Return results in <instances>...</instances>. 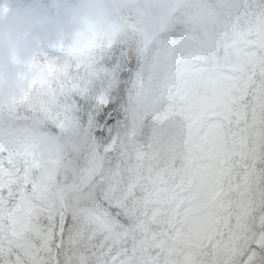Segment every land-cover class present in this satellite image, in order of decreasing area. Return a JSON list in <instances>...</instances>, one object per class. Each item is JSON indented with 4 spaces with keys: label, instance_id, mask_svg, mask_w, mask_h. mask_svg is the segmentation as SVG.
I'll return each mask as SVG.
<instances>
[{
    "label": "snow or ice",
    "instance_id": "6c2138e0",
    "mask_svg": "<svg viewBox=\"0 0 264 264\" xmlns=\"http://www.w3.org/2000/svg\"><path fill=\"white\" fill-rule=\"evenodd\" d=\"M230 42L242 51L228 71L185 66L168 91L187 121L184 181L148 145L129 164L110 144L95 197L48 217L13 156L0 160V264H264V5L241 10ZM93 52L48 59L60 90H82ZM21 191L33 206L17 237L6 218Z\"/></svg>",
    "mask_w": 264,
    "mask_h": 264
},
{
    "label": "clouds",
    "instance_id": "9594fccd",
    "mask_svg": "<svg viewBox=\"0 0 264 264\" xmlns=\"http://www.w3.org/2000/svg\"><path fill=\"white\" fill-rule=\"evenodd\" d=\"M242 0H3L0 3V147L13 155L22 172L21 187L35 190L43 213L54 217L91 200L97 178L107 175L112 157L104 144L83 129L78 119L64 116L58 130L48 128L46 101L54 87L47 65L35 61L47 50L67 51L130 44L140 77L139 90L127 109L130 132L121 133L119 148L129 164L141 145L158 154L177 179L184 181L187 121L173 107L168 91L179 82L178 69L193 58H210L200 79L229 70L242 49L230 42L215 55L217 41L233 30ZM177 25L178 41L165 39ZM185 63L180 64L179 61ZM33 81H39L33 85ZM127 81L110 72L105 93H117ZM42 108L25 115L17 105L26 95ZM161 115L158 121L149 119ZM147 134V140L143 134ZM31 153L26 165L20 159ZM33 200L23 191L12 203L6 223L17 237L29 229Z\"/></svg>",
    "mask_w": 264,
    "mask_h": 264
},
{
    "label": "trees",
    "instance_id": "16d2710c",
    "mask_svg": "<svg viewBox=\"0 0 264 264\" xmlns=\"http://www.w3.org/2000/svg\"><path fill=\"white\" fill-rule=\"evenodd\" d=\"M257 5H264V0H247L243 8H252ZM239 15L240 13L230 19L237 21ZM183 29L182 25H177L174 30L183 31ZM169 34L165 37L166 40ZM66 53V49L55 46L36 57L35 61L47 65L49 58L57 57V64L65 60L71 62V58L67 57ZM87 72L88 74L84 77L86 83L82 86V90H60L54 83L53 90L46 101L49 107L48 128L53 131L58 130L64 116L72 114L78 119L83 129L101 140L105 148L111 144L114 148L120 149L119 137L121 133H126L130 129L127 109L140 85L137 63L131 45L117 41L106 47L94 49ZM110 72L120 74L127 81V87L121 86L117 93L111 95L105 93V83ZM27 96L29 99L24 98L17 105V110L25 117L44 106L34 100L31 94ZM149 119L155 120L154 117ZM143 136L147 140V134L144 133ZM0 160H3L1 156Z\"/></svg>",
    "mask_w": 264,
    "mask_h": 264
},
{
    "label": "rangeland",
    "instance_id": "374dc122",
    "mask_svg": "<svg viewBox=\"0 0 264 264\" xmlns=\"http://www.w3.org/2000/svg\"><path fill=\"white\" fill-rule=\"evenodd\" d=\"M0 3H3V0H0ZM185 29H183V31H172L169 34L168 37V41L169 42H175L178 41L180 38H182V36L184 35ZM229 33H226L225 35H223L218 41H217V46H216V52L215 55H220L223 50L227 47L228 43H229ZM56 58V63L58 61V58ZM210 58H193L190 62H187L186 66H193V67H197L200 68L203 64H206L208 62ZM178 63L183 64L185 63L184 61H179ZM154 117V119L156 121H158L159 119H161V115H154L152 116ZM131 129H129L126 133H129ZM14 154L9 153L8 151L4 150L2 147H0V156L3 158V160L5 161V163L7 162V158L9 156H13Z\"/></svg>",
    "mask_w": 264,
    "mask_h": 264
}]
</instances>
